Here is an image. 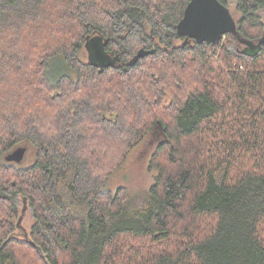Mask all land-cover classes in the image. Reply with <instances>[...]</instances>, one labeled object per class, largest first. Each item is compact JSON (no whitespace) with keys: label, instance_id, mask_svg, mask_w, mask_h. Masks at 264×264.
I'll list each match as a JSON object with an SVG mask.
<instances>
[{"label":"trees","instance_id":"trees-1","mask_svg":"<svg viewBox=\"0 0 264 264\" xmlns=\"http://www.w3.org/2000/svg\"><path fill=\"white\" fill-rule=\"evenodd\" d=\"M190 1L0 0V264H264V45L186 41ZM263 9L237 0L241 36ZM95 34L117 66L83 61ZM155 129L152 187L109 191Z\"/></svg>","mask_w":264,"mask_h":264},{"label":"water","instance_id":"water-1","mask_svg":"<svg viewBox=\"0 0 264 264\" xmlns=\"http://www.w3.org/2000/svg\"><path fill=\"white\" fill-rule=\"evenodd\" d=\"M179 33L187 36L199 44H217L227 35L238 38L247 48L242 52L245 57L256 58L264 45V35L257 41H250L241 36L238 22L234 19L228 7L219 0H191L184 12V17L179 24ZM107 41L100 35H93L88 39L86 48L89 51V63L102 72L104 68L115 67L119 58L110 55L105 46ZM148 52L140 51L130 65H134ZM26 148L20 147L6 157L8 162L20 163L25 156ZM27 200L24 199L22 215L27 210ZM20 216L19 223L23 216ZM18 223V225H19Z\"/></svg>","mask_w":264,"mask_h":264},{"label":"rangeland","instance_id":"rangeland-1","mask_svg":"<svg viewBox=\"0 0 264 264\" xmlns=\"http://www.w3.org/2000/svg\"><path fill=\"white\" fill-rule=\"evenodd\" d=\"M227 1V7L229 11L231 12L234 19L238 22L240 15L236 11L237 0ZM260 15L262 18L261 20L264 23V9L260 11ZM221 42H223V44L227 46L231 52L238 55H243L242 52L245 50V48H247V46L242 44V42H240L237 37L232 35L225 36ZM243 45L245 46L243 47ZM82 59L84 62L89 63V51L87 48H85L82 52ZM164 141L165 135L162 129H155L153 132H151L139 147L133 149L126 163L113 174L107 189L109 191L116 192L120 188H126L131 196L136 197L148 191L154 184L155 176L157 174L156 171L150 170L151 157L155 153L158 146H160ZM34 157L35 154L33 149H27L24 159L20 163H16V165L21 168L29 167L33 164L35 160ZM23 206L24 203L20 201V216L22 214L21 210L23 209ZM22 216L23 217L20 223L19 220H16L15 222L19 223V231L22 233L27 232L28 234L34 223L31 210L28 208V206L26 212Z\"/></svg>","mask_w":264,"mask_h":264},{"label":"flooded vegetation","instance_id":"flooded-vegetation-1","mask_svg":"<svg viewBox=\"0 0 264 264\" xmlns=\"http://www.w3.org/2000/svg\"><path fill=\"white\" fill-rule=\"evenodd\" d=\"M243 44V43H242ZM245 45H243V47H244ZM246 49V48H245Z\"/></svg>","mask_w":264,"mask_h":264}]
</instances>
